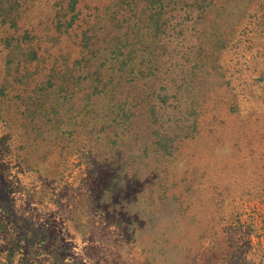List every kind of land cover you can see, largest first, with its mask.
Segmentation results:
<instances>
[{"label":"rangeland","instance_id":"1","mask_svg":"<svg viewBox=\"0 0 264 264\" xmlns=\"http://www.w3.org/2000/svg\"><path fill=\"white\" fill-rule=\"evenodd\" d=\"M0 264H264V0H0Z\"/></svg>","mask_w":264,"mask_h":264}]
</instances>
